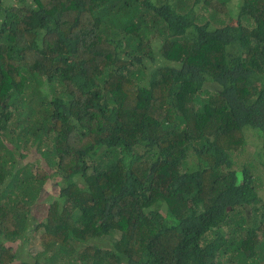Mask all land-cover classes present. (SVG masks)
I'll use <instances>...</instances> for the list:
<instances>
[{
  "label": "trees",
  "instance_id": "trees-1",
  "mask_svg": "<svg viewBox=\"0 0 264 264\" xmlns=\"http://www.w3.org/2000/svg\"><path fill=\"white\" fill-rule=\"evenodd\" d=\"M248 132L264 150V0H0V264L36 235L21 264H264Z\"/></svg>",
  "mask_w": 264,
  "mask_h": 264
},
{
  "label": "rangeland",
  "instance_id": "rangeland-1",
  "mask_svg": "<svg viewBox=\"0 0 264 264\" xmlns=\"http://www.w3.org/2000/svg\"><path fill=\"white\" fill-rule=\"evenodd\" d=\"M256 153L259 155L261 159H263L262 162H264V150H262V139L260 138V136L258 137L255 134L248 132L246 133V142L244 144V150L238 156L237 161L241 163L252 162V164L256 161L258 162ZM30 160L31 161L37 160L40 167H44V168L48 167L47 163L43 159H41V154H39L37 151L32 155ZM260 168L258 169V171L260 170ZM259 173L264 178V170H260ZM59 183L62 185V181H60V179L53 180L52 182H50V180L47 181L45 189L42 191V193L40 194L39 200L33 207V215H36L42 218L45 216L47 212L48 202H50V200H55L60 194L61 188L59 186ZM263 191H264V185L262 187V192ZM96 243L102 245V243H98V242ZM104 243L108 244L109 239H105ZM12 245L14 248L17 247L15 244H12ZM39 249H40L39 240L37 238L32 237L30 244L26 246V248L24 249L25 250L24 252L27 253L26 251H30L28 252V257L32 259V255ZM13 264H16V262Z\"/></svg>",
  "mask_w": 264,
  "mask_h": 264
},
{
  "label": "clouds",
  "instance_id": "clouds-1",
  "mask_svg": "<svg viewBox=\"0 0 264 264\" xmlns=\"http://www.w3.org/2000/svg\"><path fill=\"white\" fill-rule=\"evenodd\" d=\"M231 8V7H230ZM232 9V12H234V7L231 8ZM236 10V9H235ZM212 13V12H211ZM210 13V14H211ZM209 14V15H210ZM208 15V18H210V16ZM32 147V146H31ZM30 147V148H31ZM30 148L28 149H25L24 151L21 150L22 153H24L23 155H21V153H16L15 154V159L18 163V165L20 167H26L27 165H30V167L32 168L33 171H36L37 169H41L43 168L44 170H46L48 172V174H52L53 172H55L56 170L49 167V164L47 163L46 159L42 156V154L40 152H38L39 154H41V159H43L48 167L47 168H44V167H40L39 163L37 160L35 161H31L30 158L32 157V155L36 152V150H31L30 151ZM55 176H50L48 180H50V182H52L53 180H59L62 181L61 177L57 178V179H53ZM47 182L45 183L44 185V189H45V186H46ZM59 186L60 188L62 187V185L59 183ZM60 194H61V191H60ZM37 202H34L33 206H32V212H33V207L34 205L36 204ZM49 203V202H48ZM30 234V231H28V235ZM34 237V238H37L40 242V249L38 251H36L33 255H32V259H30L28 257V252L30 251H26L27 253H25L24 249L26 248V246H28L31 242V238ZM28 238V243L27 244H24V246L20 247L19 246V243L17 242H9L7 245L10 246L13 251L16 252V255L14 256V260L10 263V264H13L16 262V264H21L22 261H26V262H29V263H33L35 260H36V256H37V253L42 249V241H41V238L39 237V235H36V236H31V237H26ZM12 244H15L17 247H13Z\"/></svg>",
  "mask_w": 264,
  "mask_h": 264
}]
</instances>
